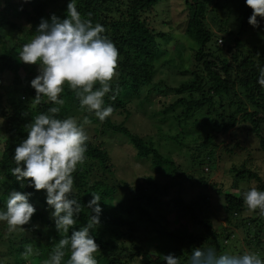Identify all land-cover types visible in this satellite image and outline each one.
<instances>
[{
	"label": "trees",
	"instance_id": "trees-1",
	"mask_svg": "<svg viewBox=\"0 0 264 264\" xmlns=\"http://www.w3.org/2000/svg\"><path fill=\"white\" fill-rule=\"evenodd\" d=\"M183 2L186 10L183 35L192 43L195 64L192 70H182L183 74H189V79L181 85H166L167 89L178 95L166 112L179 113L175 119L185 131L182 137L175 138L176 141L184 145L186 136L195 135L186 131L189 121L194 119L192 124L200 125L198 129L204 135V141L197 145L200 149L213 147L207 153L208 158H203L208 165L217 164L214 162V149L218 148V141L227 135L235 141L234 146L226 148L228 154L236 153L238 148L242 151V144L248 152L242 131L257 139L258 144L254 148L264 152V89L256 83L258 67L264 65V38L259 35L264 30V19L258 17L260 24L256 28L249 25L247 18L251 9L244 5L243 0ZM66 3L67 0H0V206H3L7 193L15 189L31 192L30 202L36 207L30 222L18 226L19 229L26 228L20 231L21 236H12L15 232L4 235L0 230V264H42L58 240L71 231L59 233L55 230L50 217L51 209L46 208L44 202L43 190L34 191L27 185L21 189L10 174V169L15 166L11 153L26 135L31 117L56 106L47 98H42L39 104L34 102V90L27 82L36 75V66L19 63L16 54L21 45L35 35L34 29L39 19L48 18L50 13L62 17ZM164 4L166 9L163 8ZM76 5L82 18H90L93 23L99 22L104 26L105 35L118 49L116 75L111 81L113 91L104 97L105 103L111 104L113 112L104 121H99L91 112L79 106L74 91L65 84L60 94L64 102L59 106L61 111L58 117H75L85 131L86 125L95 123L98 131H101L100 135L121 133L136 151L138 160L151 157L156 165L172 164L151 141L146 142L142 135L126 127L124 122L118 123L112 118L121 115L127 121L132 115L130 106L134 99H140L145 92L151 94L154 87L159 85L154 82L158 72L156 64L165 55L164 48L172 32L179 33L172 27L170 19L164 17L169 3L162 0H76ZM157 22L162 28L156 25ZM248 34L254 35L253 40L259 38V41L256 46L250 41L254 49L246 54L242 49L241 37ZM94 87H99V84ZM166 88L158 90L165 93ZM145 100L140 99L139 105ZM218 102L220 109L216 107ZM87 135L86 159L73 173V195L82 205L91 198V193L98 194L101 199L100 224L91 230L99 245L95 253L97 264H162L163 254L169 252L177 255L179 264H188L192 248H211L217 254H222L228 248L227 243L236 239L238 233L232 227L222 225L220 230H215L208 218H201V211V219L196 215L198 204L208 203L207 195L201 196V201L195 200L198 204L174 198L176 207L185 213L183 219L179 218L177 212L173 213V222L169 216L163 217L170 225L158 222L157 226H153V243L147 242V235L141 238L139 226L145 222L144 217L155 224L156 218L151 213L156 209L154 206L164 204L163 200L139 185L134 197L111 206L110 200L123 186L113 180L114 169L107 149L108 141L95 139L99 135L97 133ZM201 160L197 159L198 165H203L204 160ZM249 160L245 158L233 163L231 172L235 174V181L232 187L235 188L242 181L256 179L257 188L264 189V178L259 174L262 169L259 166L253 170L248 168L255 166L253 161L248 165ZM178 169L175 168V171L178 172ZM179 177L194 179L186 173H181ZM199 182L207 183L204 178ZM121 184L127 186L129 183ZM212 186L216 188L215 184ZM219 192L225 197L223 209L230 225L233 220L241 218L247 207L241 195L232 190L223 191L222 188ZM186 214L199 219L204 231H189L183 223ZM89 215L90 209L83 206L72 227L83 226ZM263 225L264 217L260 215L242 218L241 223H235L245 234L244 241L249 250L260 255L261 252L264 255V241H261L259 229ZM28 233L37 235L29 237ZM27 246L31 247L32 252L24 255ZM68 256L69 252L65 249L62 264H65Z\"/></svg>",
	"mask_w": 264,
	"mask_h": 264
},
{
	"label": "clouds",
	"instance_id": "clouds-1",
	"mask_svg": "<svg viewBox=\"0 0 264 264\" xmlns=\"http://www.w3.org/2000/svg\"><path fill=\"white\" fill-rule=\"evenodd\" d=\"M251 9L247 23L253 28L264 19V0H243ZM35 35L24 42L17 52L21 64L35 65L36 75L28 80L34 90L32 97L39 104L47 98L53 105L47 111L31 117L26 135L11 153L15 166L10 174L21 189L43 190L44 202L51 209L50 217L59 233H69L58 240L54 250L42 264H62L65 249L69 256L65 264H97L95 253L99 245L91 230L100 224L101 199L91 193L86 204L73 193V173L82 164L89 139L84 127L73 116L58 117L63 105L65 84L74 91L79 106L104 121L113 112L104 97L113 91L111 81L116 75L118 49L107 35L104 26L82 18L76 0H67L64 15L50 13L41 17L35 26ZM264 38V30L259 33ZM221 42V40H220ZM99 87H94L95 84ZM256 83L264 89V65L258 67ZM111 98V97H110ZM87 122V118H85ZM26 182V183H22ZM31 192L11 190L0 206V222L8 230L26 225L36 212L30 202ZM242 202L249 211L264 217V189L249 187L241 193ZM83 206L90 209L89 219L81 227H72ZM30 246L24 255L31 254ZM162 264H179L173 252L163 254ZM188 264H264V257L256 251L217 254L214 249L192 248Z\"/></svg>",
	"mask_w": 264,
	"mask_h": 264
},
{
	"label": "rangeland",
	"instance_id": "rangeland-1",
	"mask_svg": "<svg viewBox=\"0 0 264 264\" xmlns=\"http://www.w3.org/2000/svg\"><path fill=\"white\" fill-rule=\"evenodd\" d=\"M162 1L169 3L168 12L164 17L170 19L172 27L176 31L179 30V33L172 32L170 41L164 48L166 53L156 64L158 72L154 82L159 83V85L154 87L151 94L143 93L140 99L146 98V100L141 105H139L140 99H134L130 106L132 115L127 121L125 120L126 117L121 115H114L112 118L118 123L124 122L126 127L142 135L146 142L151 141L156 150L170 163L173 162V165H156L151 157L138 160L136 158V151L130 145L128 139L121 133L115 135L103 133L100 135L101 131L97 129L98 125L95 123L93 125H86V131L90 136L97 133L101 137L98 135L95 139L98 138V140L108 141L107 149H109L110 160L113 165L112 169H114L113 180L123 186L112 197L110 204L111 206H116L119 202L127 201L134 197L136 195L135 189L139 185L144 186L147 190L149 189L150 194H155V196L163 200L164 204L154 206L156 209L152 210L151 215L153 218H156L155 224L152 221L146 220V217H144L143 221L145 222L139 226L141 238H146L147 235V242L153 243L152 236L154 233L151 230L153 226H157L158 222H162L164 225H170V222H167L163 217L169 216L170 221L173 222L175 220L173 213L177 212L180 219H183L185 215L183 210L176 207V203L173 201L174 198H180L187 202H196L195 200L201 201L199 200L201 196L207 195L208 203L203 204L201 202L198 204L196 202L198 204L196 215L199 216V219L208 218V221L213 224L215 230H220L221 226L224 225L232 227L238 233L236 239H231L232 241L227 243L228 248L223 253L231 254L250 251L244 241L245 234L240 230V226H235V223H241L242 218L257 217L259 215L258 210L256 212L249 211L248 209L245 210L239 220H233L229 225L226 219L227 214L223 209L225 197L219 192V189L223 188V191L232 190L236 194L241 195L242 191L247 188L257 187L258 182L256 179H253L250 181H242V183L233 188L231 184L233 180L235 181V174L231 172V169L234 162H240V160L249 158L248 165L253 161V165L255 166L250 167L247 165L248 168L253 170L259 166L258 168L262 169L259 174L264 178V152H258L254 148L258 144L257 139L251 137L247 132L242 131V139L245 141V145L249 147L248 152L242 144L240 146V148L244 147L242 151L238 150V148L236 149V153L228 154L226 148L234 146L235 141L230 140L227 135V137L221 138L218 141V148L214 149V162L217 164L214 165L212 163L213 166L208 165L203 158H208L207 153L213 147L200 149V146L197 145V143L199 144L204 141V135L198 129L200 125L192 124L194 119L189 121V125L186 126V131L188 134L194 132L195 135L192 133V135L186 136L184 138V145H180L176 141L175 138L182 137L185 131L175 119V115L179 113L175 111L166 112V109L178 97L177 94L167 89L166 85L172 87L179 86L184 80L189 79V74H183L182 70L187 68L192 70L194 68L195 58L191 41L183 35L184 20L186 17L183 0ZM163 8L166 9L165 4ZM156 25L162 28V25L158 22ZM163 26L165 27V25ZM253 37L254 35L249 34L241 37L243 40L242 49L246 54L248 52L251 53L254 49L249 42L252 41L256 46L259 41V38H254L253 40ZM192 42L194 43V41ZM184 66L186 68L183 69ZM159 88H166L165 90L167 91L162 93L160 91L161 89L158 90ZM216 107L220 109L219 102L216 104ZM201 158V161L204 160L202 162L203 165H198L197 159ZM175 168H179L178 172L175 171ZM181 173H186L187 176H192L194 179L181 178L179 177ZM201 178L207 181L206 185L199 182ZM123 182H128L129 184L124 186V184H121ZM212 184H215L216 188ZM130 202L129 204H131ZM200 211L201 218L199 215ZM198 220L193 215L186 214L183 223L188 226L189 231L200 233L204 231V228ZM25 229L16 227L15 230L9 231L6 223L0 222V230L4 235L15 232L12 236H21L20 231ZM259 229L262 233L261 241H264V225ZM28 234L29 237L37 235V233ZM261 256L264 257L263 252H261Z\"/></svg>",
	"mask_w": 264,
	"mask_h": 264
}]
</instances>
